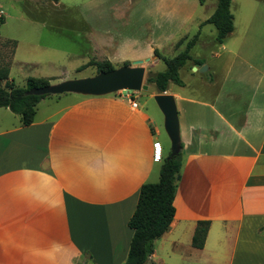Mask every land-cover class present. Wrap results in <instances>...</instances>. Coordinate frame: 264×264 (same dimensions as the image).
<instances>
[{"label":"crops","instance_id":"1","mask_svg":"<svg viewBox=\"0 0 264 264\" xmlns=\"http://www.w3.org/2000/svg\"><path fill=\"white\" fill-rule=\"evenodd\" d=\"M191 1L194 6H184V0H123L120 14L112 5L117 21L108 27L129 25L130 16H137L147 30L140 42L151 43L149 52L115 40L106 28L91 40L86 62L108 60L118 67L141 61L145 69L150 60L152 65L158 59H151L154 47L161 53L158 47L167 40L161 37L173 29L169 20L177 16V27L191 20L196 6ZM197 1L213 9L196 23V43L212 38L203 48L214 60L195 57L203 59L206 74L188 62L179 70V76L181 70L188 76L180 77L183 85L174 89L169 83L165 91L177 109L180 176L173 219L144 264H264V0H230L233 30L221 43L214 40L215 27L213 37L200 41L216 2ZM102 13L82 18V27L101 21ZM191 37H181L184 43L177 47ZM27 53L19 64L55 62L51 51L39 46ZM137 103L132 107L122 92L48 94L28 125L0 107V264L125 262L132 236L127 221L140 186L158 181L170 154L157 138L154 116ZM198 220L209 221L201 248L191 245Z\"/></svg>","mask_w":264,"mask_h":264},{"label":"rangeland","instance_id":"2","mask_svg":"<svg viewBox=\"0 0 264 264\" xmlns=\"http://www.w3.org/2000/svg\"><path fill=\"white\" fill-rule=\"evenodd\" d=\"M123 0H57L59 6L52 7L47 0H0V10L3 15L0 22V65L5 64L10 60L12 51V43L9 40L16 42L15 48L16 56L9 64L10 72L9 78L17 86H24L26 78L41 77L43 75L55 76L53 80L55 83L65 79H75L81 77H87L96 73L94 66H87L81 70H77L81 64L86 62L87 57L85 51L89 49L91 40L94 38L98 31L110 28L112 32V38L115 40H126L125 43L135 42L137 45L136 50L141 49L143 54H148L149 47L144 45L140 40L146 39L147 30L143 27L142 20L137 16H130L129 25L118 24L117 26L108 27L114 21H117L115 14H120L122 10ZM195 0L194 15L191 20H188L184 24L177 22L179 18H171L169 21L174 23L173 29L166 38V41L162 42V46H159L161 53L170 58L176 55L180 50L184 48V44L181 47H177L175 43L178 39H182L183 36L191 37L199 29L196 25L198 20L210 12L212 7L204 8L197 4ZM193 3V4H192ZM117 4V5H115ZM194 6V1L184 0V6ZM112 5L119 7L118 13L113 12ZM114 6V7H115ZM102 13L103 19L98 23L91 22V27L84 28L81 25V19L94 13ZM106 15V16H105ZM114 15V16H112ZM135 17V18H134ZM110 18V19H108ZM115 18V19H114ZM91 21V19H90ZM133 21L134 23H131ZM131 23V24H130ZM149 29V27H148ZM215 33L214 26L212 24H206L201 28L200 41L208 36L213 37ZM145 36V37H144ZM150 36H148L149 40ZM184 43V42H183ZM206 43V44H204ZM124 44V43H123ZM197 42L191 49L190 53L194 57L204 58L207 62L214 60L212 51L208 48L213 44V39H205L203 42ZM125 45V44H124ZM41 47L48 51H51L54 64L40 63L36 66H30L28 64H19L17 62L20 57H28V51L30 48ZM219 47L218 44L215 45ZM156 48V47H154ZM156 56H152L151 59H155ZM145 65V78L148 74L161 71L165 68V64L162 60L157 59L151 65L150 60ZM186 69V68H185ZM207 71L202 72L205 75ZM58 76L60 78L57 80ZM181 78H187L184 71H180ZM62 78V79H61ZM61 79V80H60ZM171 88H176L175 84H170ZM155 92L153 84H148L147 90L136 91L133 95L140 103V107L144 112L150 113L154 116L157 128L160 130L158 140L165 147V151L170 149V140L166 134L163 126V115L158 108L153 95ZM124 93V92H122ZM82 259L74 261V264H80ZM86 264H90L89 260H85Z\"/></svg>","mask_w":264,"mask_h":264},{"label":"trees","instance_id":"3","mask_svg":"<svg viewBox=\"0 0 264 264\" xmlns=\"http://www.w3.org/2000/svg\"><path fill=\"white\" fill-rule=\"evenodd\" d=\"M57 1V0H52ZM205 0H199L203 3ZM216 6L213 13L203 22L210 23L216 29L214 40L221 43L224 38L233 30V16L230 12V0H215ZM1 22V16H0ZM197 31L185 42L184 48L173 57L162 55L158 49H153L156 58L163 61L165 68L148 74L145 83L153 84L156 93H164L168 89L169 83L179 86L183 81L179 76V70L188 62L193 65H201L203 59L192 57L190 49L195 45L198 38ZM12 46L15 41L10 40ZM183 39H179L175 45L179 46ZM123 65H128L124 62ZM87 66H94L96 72L109 71L115 66L108 60L90 59L85 64L79 66L81 70ZM8 62L0 65V107L8 108L20 116L21 123L28 125L32 122L35 107L45 95H30L27 90L46 86L50 83L49 78L32 77L26 78L24 86H17L8 79ZM209 80H211L209 78ZM182 144L178 153L165 157L159 168V178L156 182H146L140 186L136 207L127 221V225L132 229V236L126 260L123 264H144L153 252V241L160 237L168 228L174 216L173 199L176 190V182L180 176ZM209 221L198 220L191 239V245L201 248L204 245L208 231Z\"/></svg>","mask_w":264,"mask_h":264},{"label":"water","instance_id":"4","mask_svg":"<svg viewBox=\"0 0 264 264\" xmlns=\"http://www.w3.org/2000/svg\"><path fill=\"white\" fill-rule=\"evenodd\" d=\"M137 61L134 65H120L109 71H98L94 75L65 79L46 86L27 90L30 95L78 93L83 95H105L120 90L141 91L147 90L145 83V69ZM199 72L206 70V65H198ZM153 98L163 115V126L170 140L169 157L178 153L181 147L179 135L178 115L174 97L169 93H156Z\"/></svg>","mask_w":264,"mask_h":264},{"label":"built area","instance_id":"5","mask_svg":"<svg viewBox=\"0 0 264 264\" xmlns=\"http://www.w3.org/2000/svg\"><path fill=\"white\" fill-rule=\"evenodd\" d=\"M0 14H1V12H0ZM118 92H124L125 93V95H126V98L128 99V101L130 102V105L132 106V107H137V105H138V103H137V101L134 99V97H133V93H134V91H128V90H120V91H118ZM154 159L155 160H161V155H160V151H159V145H158V143H156L155 144V146H154Z\"/></svg>","mask_w":264,"mask_h":264}]
</instances>
